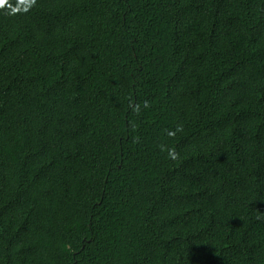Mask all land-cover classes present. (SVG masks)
Listing matches in <instances>:
<instances>
[{
	"label": "trees",
	"instance_id": "1",
	"mask_svg": "<svg viewBox=\"0 0 264 264\" xmlns=\"http://www.w3.org/2000/svg\"><path fill=\"white\" fill-rule=\"evenodd\" d=\"M0 264H264V0H0Z\"/></svg>",
	"mask_w": 264,
	"mask_h": 264
}]
</instances>
